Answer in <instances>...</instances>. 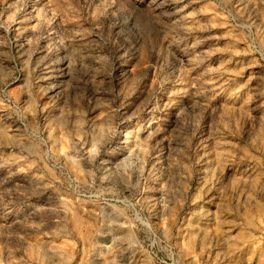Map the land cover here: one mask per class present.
<instances>
[{
	"label": "rangeland",
	"instance_id": "1",
	"mask_svg": "<svg viewBox=\"0 0 264 264\" xmlns=\"http://www.w3.org/2000/svg\"><path fill=\"white\" fill-rule=\"evenodd\" d=\"M0 264H264V0H0Z\"/></svg>",
	"mask_w": 264,
	"mask_h": 264
}]
</instances>
